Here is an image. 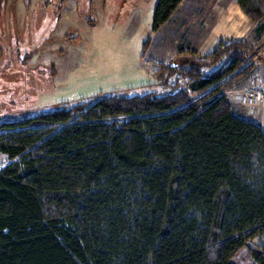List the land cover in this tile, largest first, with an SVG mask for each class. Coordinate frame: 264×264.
Here are the masks:
<instances>
[{
  "label": "trees",
  "instance_id": "1",
  "mask_svg": "<svg viewBox=\"0 0 264 264\" xmlns=\"http://www.w3.org/2000/svg\"><path fill=\"white\" fill-rule=\"evenodd\" d=\"M182 1L157 0L152 29ZM236 3L256 46L148 59L159 91L0 124V264H233L253 239L264 264V130L225 97L264 57V0Z\"/></svg>",
  "mask_w": 264,
  "mask_h": 264
},
{
  "label": "rangeland",
  "instance_id": "2",
  "mask_svg": "<svg viewBox=\"0 0 264 264\" xmlns=\"http://www.w3.org/2000/svg\"><path fill=\"white\" fill-rule=\"evenodd\" d=\"M156 2L0 0V124L99 94L159 91L148 59L182 62L179 55L201 59L221 41L257 45L254 24L236 0H183L154 31ZM146 40L149 45L143 53ZM256 53L264 54V46ZM252 61L250 77L225 92L229 101L238 99L239 113L250 117L263 100L247 107L241 103L242 95L252 89L264 91V57L256 55ZM7 163L0 153V168ZM256 245V239L249 240L233 264H253L249 249Z\"/></svg>",
  "mask_w": 264,
  "mask_h": 264
},
{
  "label": "crops",
  "instance_id": "3",
  "mask_svg": "<svg viewBox=\"0 0 264 264\" xmlns=\"http://www.w3.org/2000/svg\"><path fill=\"white\" fill-rule=\"evenodd\" d=\"M236 95H237V93H236ZM234 99L230 100L233 112L235 114H237L238 116L243 117V118H248V119H253L254 118L253 120L259 122L261 127H262V129L264 130V99L262 101V105L259 108L255 109L254 116L251 115V117L249 116V114L247 112H246V115H243L242 113H239L240 110L237 109L238 107H236V105H239L240 102L238 101L237 98H235V96H234Z\"/></svg>",
  "mask_w": 264,
  "mask_h": 264
},
{
  "label": "built area",
  "instance_id": "4",
  "mask_svg": "<svg viewBox=\"0 0 264 264\" xmlns=\"http://www.w3.org/2000/svg\"><path fill=\"white\" fill-rule=\"evenodd\" d=\"M264 97V91L259 89H252L244 93L241 97V103L247 107H254L258 105Z\"/></svg>",
  "mask_w": 264,
  "mask_h": 264
}]
</instances>
